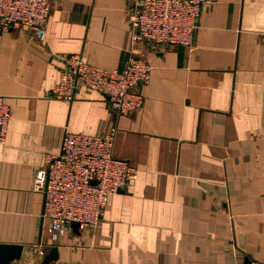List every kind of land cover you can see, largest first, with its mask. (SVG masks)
Instances as JSON below:
<instances>
[{
	"label": "crops",
	"instance_id": "0c3cea01",
	"mask_svg": "<svg viewBox=\"0 0 264 264\" xmlns=\"http://www.w3.org/2000/svg\"><path fill=\"white\" fill-rule=\"evenodd\" d=\"M133 0H53L47 38L0 28V95L10 106L0 140V243L18 264H264V0H208L191 46L147 40L145 100L130 115L80 84L56 99L64 58L122 68L132 55ZM137 167L97 226L58 240L43 217L37 170L66 129L102 134Z\"/></svg>",
	"mask_w": 264,
	"mask_h": 264
},
{
	"label": "built area",
	"instance_id": "2783aa9c",
	"mask_svg": "<svg viewBox=\"0 0 264 264\" xmlns=\"http://www.w3.org/2000/svg\"><path fill=\"white\" fill-rule=\"evenodd\" d=\"M53 0H0V28L26 26L39 40L47 38L46 24ZM208 0H133L129 21L132 29V55L122 68H106L86 61L81 54L64 58L59 82L52 89L56 99L71 101L80 84L105 94L110 109L130 115L145 100L140 84L152 79L150 62L136 50V44L149 41L158 45L191 46L200 15ZM11 110L0 95V140L7 135ZM116 127L102 134L72 132L66 129L60 153L48 157L36 172L34 187L45 194L43 217L53 240L79 229L98 225L112 194L128 187L137 167L128 158L113 153ZM252 264H258L253 262Z\"/></svg>",
	"mask_w": 264,
	"mask_h": 264
},
{
	"label": "water",
	"instance_id": "95a60500",
	"mask_svg": "<svg viewBox=\"0 0 264 264\" xmlns=\"http://www.w3.org/2000/svg\"><path fill=\"white\" fill-rule=\"evenodd\" d=\"M73 231L80 233L79 224L72 223ZM24 250V245L19 243H0V264H18ZM58 258V247L54 246L46 254L42 264H48L51 260Z\"/></svg>",
	"mask_w": 264,
	"mask_h": 264
}]
</instances>
